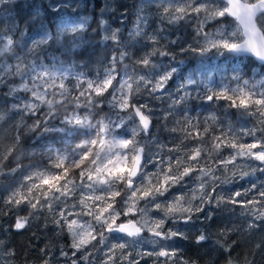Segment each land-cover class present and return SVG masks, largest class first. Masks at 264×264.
<instances>
[{"label": "clouds", "instance_id": "clouds-1", "mask_svg": "<svg viewBox=\"0 0 264 264\" xmlns=\"http://www.w3.org/2000/svg\"><path fill=\"white\" fill-rule=\"evenodd\" d=\"M261 157L264 0H0V264H264Z\"/></svg>", "mask_w": 264, "mask_h": 264}, {"label": "snow or ice", "instance_id": "snow-or-ice-1", "mask_svg": "<svg viewBox=\"0 0 264 264\" xmlns=\"http://www.w3.org/2000/svg\"><path fill=\"white\" fill-rule=\"evenodd\" d=\"M241 103H242L244 106H247L248 101H247V100H241ZM261 159H264V157H261Z\"/></svg>", "mask_w": 264, "mask_h": 264}]
</instances>
